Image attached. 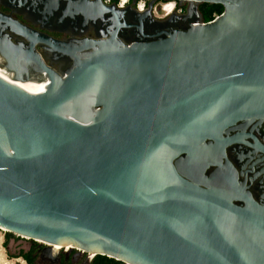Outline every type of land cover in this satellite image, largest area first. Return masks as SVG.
<instances>
[{
	"label": "water",
	"instance_id": "95a60500",
	"mask_svg": "<svg viewBox=\"0 0 264 264\" xmlns=\"http://www.w3.org/2000/svg\"><path fill=\"white\" fill-rule=\"evenodd\" d=\"M64 1L58 22L100 20L95 38L58 40L0 13L1 32L29 42L1 36L0 67L47 82L0 76V228L126 264H264V205L226 156L264 120V0H164L187 9L149 32L158 0L141 12L132 0L133 25L115 2ZM203 3L224 11L206 22ZM37 44L69 57V70ZM32 64L43 78L26 73Z\"/></svg>",
	"mask_w": 264,
	"mask_h": 264
},
{
	"label": "flooded vegetation",
	"instance_id": "af4514ba",
	"mask_svg": "<svg viewBox=\"0 0 264 264\" xmlns=\"http://www.w3.org/2000/svg\"><path fill=\"white\" fill-rule=\"evenodd\" d=\"M50 1L51 0H0V13L7 15L13 20L19 21L31 30L62 41L90 37L95 38L96 33L103 28V23L100 20L86 24L79 18L78 20L73 21L66 20L65 22H58V18L62 15L67 3L64 0L60 3V7L53 17L48 19L43 18L42 10L45 8V3ZM138 1L139 0H137V2ZM137 2L133 5L131 0L128 5L119 7L125 10L122 13L121 22L132 25L139 24L136 20L135 12L131 8H128L129 5H133L136 10L140 12L145 11L146 9L140 10L137 7ZM159 3L160 2L158 1L156 2V4ZM168 16L163 17V14L158 15V12L153 10V17L155 20H145L143 22L144 31L149 32L153 26L156 25V27H159L163 25V21L166 20ZM135 29V27L122 28L121 37L123 40L132 37L135 38ZM1 30L0 27V37L6 34L15 44L23 43L26 47L29 45L28 40L15 33L11 27H6L2 32ZM36 51L40 54L47 65L51 66L59 73L69 70L72 65V61L69 57H64L45 46L37 44ZM0 60L1 62H4L1 55ZM33 65L34 64L30 65L28 72L26 73L33 79L43 78L41 73L37 71ZM240 132L243 134L239 141L229 144L226 148L227 160L235 169L239 181L238 183L244 185L251 196L257 202L264 205V120L261 122L256 120L246 126L245 130H239V133ZM236 133L237 132L234 131L229 135H234ZM217 168V165L210 166L207 169L206 174L209 175ZM235 203L242 204L241 201H236ZM34 247L36 250L34 252L35 259L33 264H90L94 258L90 257L88 252L81 249L72 248V250H70V246L61 245L56 247L43 242H35L29 251Z\"/></svg>",
	"mask_w": 264,
	"mask_h": 264
},
{
	"label": "rangeland",
	"instance_id": "374dc122",
	"mask_svg": "<svg viewBox=\"0 0 264 264\" xmlns=\"http://www.w3.org/2000/svg\"><path fill=\"white\" fill-rule=\"evenodd\" d=\"M162 14L163 12L158 13ZM8 234V231L0 228V264H29L23 254L27 253L35 242L41 241H33L13 233Z\"/></svg>",
	"mask_w": 264,
	"mask_h": 264
},
{
	"label": "trees",
	"instance_id": "16d2710c",
	"mask_svg": "<svg viewBox=\"0 0 264 264\" xmlns=\"http://www.w3.org/2000/svg\"><path fill=\"white\" fill-rule=\"evenodd\" d=\"M158 2H165L164 0H158ZM179 7H181L183 9V11L185 12L187 9V6L185 4L181 5L178 4ZM199 10L202 14V17L204 19V21L208 22V21H212L214 20L217 16H219L220 14L223 13L224 11V7L221 4H209V3H203L199 6ZM8 235H11L10 233ZM35 247L27 252L23 254L24 259L29 263V264H33L34 259H35ZM90 264H126L120 260H116L114 258H110L108 256H104V255H96Z\"/></svg>",
	"mask_w": 264,
	"mask_h": 264
},
{
	"label": "built area",
	"instance_id": "2783aa9c",
	"mask_svg": "<svg viewBox=\"0 0 264 264\" xmlns=\"http://www.w3.org/2000/svg\"><path fill=\"white\" fill-rule=\"evenodd\" d=\"M131 0H104L105 3L110 4L115 2L117 4L118 7H124L126 5H128L130 3ZM150 0H139L137 2V7L140 10H144L147 8L148 3ZM178 2L177 1H173V2H160L159 4H155L154 6V11L156 12H163V17H167L168 15H170L173 12H176L178 14L183 13V9L181 7L178 6ZM171 5V10L169 9V6ZM181 6V5H180Z\"/></svg>",
	"mask_w": 264,
	"mask_h": 264
},
{
	"label": "bare ground",
	"instance_id": "6f19581e",
	"mask_svg": "<svg viewBox=\"0 0 264 264\" xmlns=\"http://www.w3.org/2000/svg\"><path fill=\"white\" fill-rule=\"evenodd\" d=\"M0 76L5 78L6 80L20 86L23 89H29V88H41L43 87L47 82L46 81H42V82H38V81H33V80H19V79H15L14 77H12L7 70L0 68ZM56 247H59L57 244L53 245ZM65 246V245H62ZM66 246H70V245H66ZM71 247V246H70ZM90 257L93 258V255Z\"/></svg>",
	"mask_w": 264,
	"mask_h": 264
},
{
	"label": "clouds",
	"instance_id": "9594fccd",
	"mask_svg": "<svg viewBox=\"0 0 264 264\" xmlns=\"http://www.w3.org/2000/svg\"><path fill=\"white\" fill-rule=\"evenodd\" d=\"M169 9L171 10V5L169 6Z\"/></svg>",
	"mask_w": 264,
	"mask_h": 264
}]
</instances>
